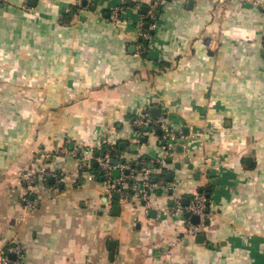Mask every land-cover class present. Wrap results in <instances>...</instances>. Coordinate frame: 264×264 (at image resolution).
<instances>
[{
	"label": "crops",
	"instance_id": "obj_1",
	"mask_svg": "<svg viewBox=\"0 0 264 264\" xmlns=\"http://www.w3.org/2000/svg\"><path fill=\"white\" fill-rule=\"evenodd\" d=\"M150 1L0 4V245L21 242L22 264H264V0H163L143 40ZM143 112L178 134L171 154L160 129L134 124ZM106 137L112 179L145 161L161 181L150 202L110 189L97 153L83 170L59 152ZM31 165L63 175L33 207L19 175ZM195 193L208 216L185 238L183 214L162 207Z\"/></svg>",
	"mask_w": 264,
	"mask_h": 264
},
{
	"label": "built area",
	"instance_id": "obj_2",
	"mask_svg": "<svg viewBox=\"0 0 264 264\" xmlns=\"http://www.w3.org/2000/svg\"><path fill=\"white\" fill-rule=\"evenodd\" d=\"M4 0H0V4ZM163 0H152L148 3L149 7L145 14L141 15L139 24V35L143 40H150L153 32L157 27V8ZM258 5L264 9V2L258 3ZM122 12V6H117L111 12V18L117 20L120 18ZM147 20V21H146ZM141 50H145V47L141 45ZM134 124L137 126L147 125L152 131L160 129L162 131L161 138L163 142V148L169 154L174 151L175 144L173 143L176 135L170 128L167 127L166 117L159 115L156 118L149 117L147 112H143L134 119ZM181 135V134H180ZM60 153L65 155L72 154L80 158L79 168L87 170L89 168L90 160L97 153L95 158L98 161L100 172L105 178L107 186L110 189H114L120 193L122 197L130 198L134 200H146L150 202L151 196L154 194L157 186L161 181L154 182L151 179V170L146 166L145 161H140L134 165L130 164H116L122 170L119 178L112 179L110 170L113 167L111 160L114 156L118 155L117 146L109 138H103L95 148L88 150H81L77 147L73 149H67L66 145L59 149ZM161 165L159 159L156 162ZM20 179L24 187V194L22 201L25 206H35L36 201L29 198V194L33 193L37 187L40 186L41 181L45 182L49 176H52L57 182H60L63 178L61 172H50L45 168H39L38 166L31 165L24 167L19 172ZM170 190L173 189L169 186ZM174 203L170 207H162V211L166 215L174 213L183 214V222L178 226L184 228L185 238H192L202 230V227L207 220V208L208 200L203 194L195 193L192 200L184 205L181 198L177 196L174 198ZM196 217V221L193 219ZM24 257V245L21 242L12 240L4 246L0 245V264H22Z\"/></svg>",
	"mask_w": 264,
	"mask_h": 264
},
{
	"label": "water",
	"instance_id": "obj_3",
	"mask_svg": "<svg viewBox=\"0 0 264 264\" xmlns=\"http://www.w3.org/2000/svg\"><path fill=\"white\" fill-rule=\"evenodd\" d=\"M142 10L144 11V10H145V7H143ZM158 132H159V130H158ZM122 145H124V143H123ZM249 159H250V158H247V160H249ZM111 162H115V160L112 159ZM193 219L196 221V217H195V216H193ZM196 238H197V239H198V238L201 239V238H202V235H197Z\"/></svg>",
	"mask_w": 264,
	"mask_h": 264
},
{
	"label": "rangeland",
	"instance_id": "obj_4",
	"mask_svg": "<svg viewBox=\"0 0 264 264\" xmlns=\"http://www.w3.org/2000/svg\"><path fill=\"white\" fill-rule=\"evenodd\" d=\"M112 176H113V177L118 176V170H117V169L113 170V172H112Z\"/></svg>",
	"mask_w": 264,
	"mask_h": 264
},
{
	"label": "trees",
	"instance_id": "obj_5",
	"mask_svg": "<svg viewBox=\"0 0 264 264\" xmlns=\"http://www.w3.org/2000/svg\"><path fill=\"white\" fill-rule=\"evenodd\" d=\"M146 21H147V20H146ZM118 152H120L119 148L117 149V153H118ZM116 157H117V155L114 156L113 159H115Z\"/></svg>",
	"mask_w": 264,
	"mask_h": 264
}]
</instances>
